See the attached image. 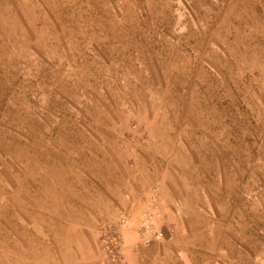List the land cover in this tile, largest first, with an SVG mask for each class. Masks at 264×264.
Wrapping results in <instances>:
<instances>
[{
  "label": "rangeland",
  "instance_id": "1",
  "mask_svg": "<svg viewBox=\"0 0 264 264\" xmlns=\"http://www.w3.org/2000/svg\"><path fill=\"white\" fill-rule=\"evenodd\" d=\"M132 258L264 264V0H0V264Z\"/></svg>",
  "mask_w": 264,
  "mask_h": 264
},
{
  "label": "crops",
  "instance_id": "2",
  "mask_svg": "<svg viewBox=\"0 0 264 264\" xmlns=\"http://www.w3.org/2000/svg\"><path fill=\"white\" fill-rule=\"evenodd\" d=\"M143 247H144V246H140V249L142 250ZM133 260H135V259H133V258L130 259V260L128 259V263H127V264H133Z\"/></svg>",
  "mask_w": 264,
  "mask_h": 264
}]
</instances>
